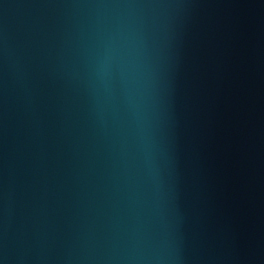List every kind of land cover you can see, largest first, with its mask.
I'll list each match as a JSON object with an SVG mask.
<instances>
[{
	"label": "water",
	"instance_id": "obj_1",
	"mask_svg": "<svg viewBox=\"0 0 264 264\" xmlns=\"http://www.w3.org/2000/svg\"><path fill=\"white\" fill-rule=\"evenodd\" d=\"M0 264H264V0H0Z\"/></svg>",
	"mask_w": 264,
	"mask_h": 264
}]
</instances>
